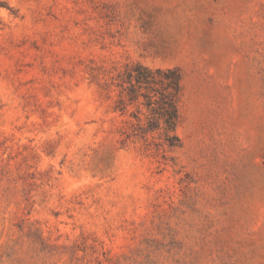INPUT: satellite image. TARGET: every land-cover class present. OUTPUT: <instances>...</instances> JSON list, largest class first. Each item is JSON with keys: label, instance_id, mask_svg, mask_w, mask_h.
Segmentation results:
<instances>
[{"label": "rangeland", "instance_id": "374dc122", "mask_svg": "<svg viewBox=\"0 0 264 264\" xmlns=\"http://www.w3.org/2000/svg\"><path fill=\"white\" fill-rule=\"evenodd\" d=\"M136 63L178 148L127 138ZM0 264H264V0H0Z\"/></svg>", "mask_w": 264, "mask_h": 264}, {"label": "trees", "instance_id": "16d2710c", "mask_svg": "<svg viewBox=\"0 0 264 264\" xmlns=\"http://www.w3.org/2000/svg\"><path fill=\"white\" fill-rule=\"evenodd\" d=\"M117 111L131 113L132 131L127 138L149 142L147 145L173 150L181 145L179 103L183 91L182 75L177 68H152L141 63L127 65L117 77Z\"/></svg>", "mask_w": 264, "mask_h": 264}]
</instances>
